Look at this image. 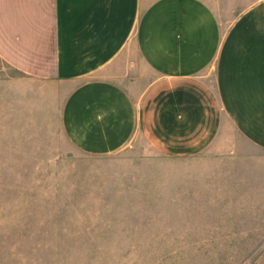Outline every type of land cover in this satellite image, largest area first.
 Returning a JSON list of instances; mask_svg holds the SVG:
<instances>
[{"label": "crops", "instance_id": "0c3cea01", "mask_svg": "<svg viewBox=\"0 0 264 264\" xmlns=\"http://www.w3.org/2000/svg\"><path fill=\"white\" fill-rule=\"evenodd\" d=\"M0 59L58 89L85 153L264 154V0H0Z\"/></svg>", "mask_w": 264, "mask_h": 264}, {"label": "rangeland", "instance_id": "374dc122", "mask_svg": "<svg viewBox=\"0 0 264 264\" xmlns=\"http://www.w3.org/2000/svg\"><path fill=\"white\" fill-rule=\"evenodd\" d=\"M61 108L0 59V264H264V154H89Z\"/></svg>", "mask_w": 264, "mask_h": 264}]
</instances>
